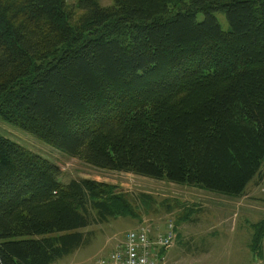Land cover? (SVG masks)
Instances as JSON below:
<instances>
[{"label":"trees","instance_id":"obj_1","mask_svg":"<svg viewBox=\"0 0 264 264\" xmlns=\"http://www.w3.org/2000/svg\"><path fill=\"white\" fill-rule=\"evenodd\" d=\"M0 121L99 170L241 198L264 165V0H0ZM61 175L0 135V264H55L137 217ZM249 249L264 260V219Z\"/></svg>","mask_w":264,"mask_h":264},{"label":"rangeland","instance_id":"obj_2","mask_svg":"<svg viewBox=\"0 0 264 264\" xmlns=\"http://www.w3.org/2000/svg\"><path fill=\"white\" fill-rule=\"evenodd\" d=\"M73 6L76 0H65ZM202 17L198 16V20ZM223 32L229 27L223 13L215 15ZM0 135L55 164L59 182L90 180L109 184L121 192L137 217L115 218L82 230L83 241L72 255L55 264H95L115 240L141 223L175 228L173 247L166 253L176 264H264L249 249L252 226L264 219V165L247 186L243 197L233 199L197 188L177 186L132 174L99 170L68 158L34 137L0 121ZM255 259V261H254Z\"/></svg>","mask_w":264,"mask_h":264},{"label":"built area","instance_id":"obj_3","mask_svg":"<svg viewBox=\"0 0 264 264\" xmlns=\"http://www.w3.org/2000/svg\"><path fill=\"white\" fill-rule=\"evenodd\" d=\"M175 237L172 221H167L163 229L141 223L115 240L95 264H176L166 258Z\"/></svg>","mask_w":264,"mask_h":264}]
</instances>
